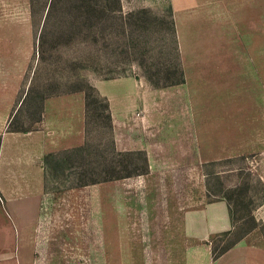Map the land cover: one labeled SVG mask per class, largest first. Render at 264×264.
<instances>
[{
    "label": "rangeland",
    "instance_id": "1",
    "mask_svg": "<svg viewBox=\"0 0 264 264\" xmlns=\"http://www.w3.org/2000/svg\"><path fill=\"white\" fill-rule=\"evenodd\" d=\"M49 2L0 0V264L264 248V0ZM113 148L147 169L92 184Z\"/></svg>",
    "mask_w": 264,
    "mask_h": 264
},
{
    "label": "trees",
    "instance_id": "2",
    "mask_svg": "<svg viewBox=\"0 0 264 264\" xmlns=\"http://www.w3.org/2000/svg\"><path fill=\"white\" fill-rule=\"evenodd\" d=\"M84 1V2H83ZM86 0H79V2H81L84 7V13L86 14L87 17H90V12H91V7L90 5H87L85 3ZM59 2H61V0H50L47 8H46V12H45V15H44V23H43V26L45 25V22L47 24L49 18L51 17V15L55 14L58 12V7H59ZM80 7V6H79ZM59 10H60V7H59ZM106 11V9H105ZM108 11V10H107ZM147 10H145L144 8L141 9V11L139 13H144L146 12ZM134 13L133 12H130L129 13V16H133ZM46 26V25H45ZM45 29V28H44ZM43 27L40 31V34H42V37H40V44L43 45V43H45L43 41ZM184 81L181 79H177V80H174V81H170V82H162V83H159L160 85H177V84H180V83H183ZM90 90L94 91V88L92 86H88ZM96 89V88H95ZM85 96V99H88V93L86 91V89H82L81 90ZM96 91V90H95ZM99 94H97L96 92V95L98 98ZM109 108V107H108ZM108 108H105V110L107 109L108 111ZM90 148V145L89 143H86L82 146H79L77 148H75V151L78 152L80 154V157H82V154L83 152L85 151H88V149ZM101 153V152H99ZM112 158H105L101 155H99V158H98V166L101 169V173H102V177H98V178H93L91 179V183H96V182H106V181H112V180H118V179H124V178H128L130 176H133L135 174H139L143 171H145L147 169V166H148V163H147V158H146V155L143 151L141 150H128V151H123V152H120V151H117L116 149H112ZM126 155H141L142 157V166L141 167H138V166H132V164L130 163V161H126L125 159H118L119 157L121 156H126ZM103 161L105 162L104 165H103Z\"/></svg>",
    "mask_w": 264,
    "mask_h": 264
},
{
    "label": "crops",
    "instance_id": "3",
    "mask_svg": "<svg viewBox=\"0 0 264 264\" xmlns=\"http://www.w3.org/2000/svg\"><path fill=\"white\" fill-rule=\"evenodd\" d=\"M11 192L12 190H10V195L7 197L0 187V193H2L3 198L7 201L13 200ZM11 234V225L0 212V259L4 256L6 249L10 246ZM214 264H264V248L247 244L236 245L219 256Z\"/></svg>",
    "mask_w": 264,
    "mask_h": 264
}]
</instances>
